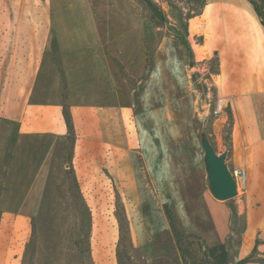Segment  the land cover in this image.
Segmentation results:
<instances>
[{"label":"crops","instance_id":"obj_1","mask_svg":"<svg viewBox=\"0 0 264 264\" xmlns=\"http://www.w3.org/2000/svg\"><path fill=\"white\" fill-rule=\"evenodd\" d=\"M49 5L50 23L40 9L30 10L29 21L0 23V264L16 256L40 205L51 156L68 135L65 106L77 171L119 178L127 193L137 187L133 106L121 92L133 49H117V28L101 24L91 0ZM192 18L191 34L206 38L196 57L217 53L220 61L215 85L233 116L228 166L246 173L235 200L245 215L236 249L241 259L264 257V25L250 0H206ZM187 206L190 229L210 246L224 244L230 256L231 203L208 189L188 196Z\"/></svg>","mask_w":264,"mask_h":264},{"label":"rangeland","instance_id":"obj_2","mask_svg":"<svg viewBox=\"0 0 264 264\" xmlns=\"http://www.w3.org/2000/svg\"><path fill=\"white\" fill-rule=\"evenodd\" d=\"M152 1L166 15L160 26L145 17L135 0H91L101 24L117 28V49L131 48L134 53L128 70L124 66L127 87L121 92L133 106L131 130L139 142L132 152L135 192H125L121 180L105 172L77 171L75 141L67 136L53 151L40 205L8 264H89L80 243L87 218L81 196L91 214L95 264H191L210 246L189 227L193 207L187 206V198L197 199L209 189L203 136L219 154L230 149L231 109L228 106L220 116L213 113L220 98L214 79L220 61L217 53L196 57V45L206 41L203 33L191 34L197 2ZM49 6V0H0V23L29 21L31 9L42 10L46 16L41 14V19L50 23ZM70 163L79 190L72 187ZM241 194L228 200L232 264L241 260L236 245L245 215L235 207ZM165 204L172 210L178 236ZM252 262L264 264V257L255 256Z\"/></svg>","mask_w":264,"mask_h":264},{"label":"trees","instance_id":"obj_3","mask_svg":"<svg viewBox=\"0 0 264 264\" xmlns=\"http://www.w3.org/2000/svg\"><path fill=\"white\" fill-rule=\"evenodd\" d=\"M138 5L141 7L142 13L147 17L149 20L152 22L156 23L155 25L160 26L165 22V12L164 10L158 6L156 3H154L152 0H135ZM187 1H192V2H197L200 5V8L198 11H196L191 17H194L196 15L201 14L202 9L204 5L206 4V0H187ZM253 3L255 10L257 14L259 15L262 24L264 25V0H251ZM149 11V13H148ZM64 117L67 123V128H68V137L73 140V143L75 141V129L73 125V120L71 113L69 109L65 106L64 109ZM70 179H71V184L72 187L79 190V184L77 180V176L75 174V170L73 168L72 163H70ZM81 201L83 204V207L85 211L87 212V218L84 222V230H83V237L80 240L81 249L84 255L88 258L89 264H95L92 258L91 254V244H90V236H91V229H92V219H91V214L89 212V209L87 207V204L85 203V200L81 196ZM165 213L166 216L169 220V223L172 227V229L177 233V236L180 235L179 232L176 229V224H175V218L172 213V210L169 208L167 204L164 205ZM120 220V218H119ZM120 227L122 229V221L120 220ZM79 243V244H80ZM204 256L200 257V260H195V258L192 260L191 264H203L205 262H208V260L211 261L212 264H232L230 261V256L229 253L226 249V246L224 244H219L215 246H209L206 248ZM255 254L250 255L248 257H245L241 260H239L235 264H247L253 261L255 258ZM257 258V257H256ZM199 261V262H198Z\"/></svg>","mask_w":264,"mask_h":264},{"label":"water","instance_id":"obj_4","mask_svg":"<svg viewBox=\"0 0 264 264\" xmlns=\"http://www.w3.org/2000/svg\"><path fill=\"white\" fill-rule=\"evenodd\" d=\"M204 163L208 173L207 182L214 198L221 201L229 200L238 195V183L234 173L227 164V153H217L209 138L202 139Z\"/></svg>","mask_w":264,"mask_h":264},{"label":"built area","instance_id":"obj_5","mask_svg":"<svg viewBox=\"0 0 264 264\" xmlns=\"http://www.w3.org/2000/svg\"><path fill=\"white\" fill-rule=\"evenodd\" d=\"M227 108V102L224 98H218L214 107L213 113L217 116L222 115ZM235 177L238 178V190L240 187H243L246 183V173L244 170H239L238 172H234Z\"/></svg>","mask_w":264,"mask_h":264}]
</instances>
